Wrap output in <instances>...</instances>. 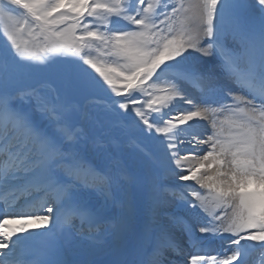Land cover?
Returning <instances> with one entry per match:
<instances>
[{
    "label": "snow or ice",
    "instance_id": "1",
    "mask_svg": "<svg viewBox=\"0 0 264 264\" xmlns=\"http://www.w3.org/2000/svg\"><path fill=\"white\" fill-rule=\"evenodd\" d=\"M0 37V264H264V0H0Z\"/></svg>",
    "mask_w": 264,
    "mask_h": 264
},
{
    "label": "bare ground",
    "instance_id": "2",
    "mask_svg": "<svg viewBox=\"0 0 264 264\" xmlns=\"http://www.w3.org/2000/svg\"><path fill=\"white\" fill-rule=\"evenodd\" d=\"M201 126H202L203 129L206 130V132H207V131H208L209 133L211 132V128L208 127V125H207L206 122L201 121ZM208 132H207V133H208ZM189 183H192V182H189ZM41 230H42V229H41ZM255 254H256V255H255V261H254L252 264H257V262H258V260H259V253H255Z\"/></svg>",
    "mask_w": 264,
    "mask_h": 264
},
{
    "label": "rangeland",
    "instance_id": "3",
    "mask_svg": "<svg viewBox=\"0 0 264 264\" xmlns=\"http://www.w3.org/2000/svg\"><path fill=\"white\" fill-rule=\"evenodd\" d=\"M0 39H3V37H0ZM106 87V86H105ZM208 132V131H207ZM209 133V132H208ZM133 155V154H130V156ZM198 187V186H197Z\"/></svg>",
    "mask_w": 264,
    "mask_h": 264
}]
</instances>
